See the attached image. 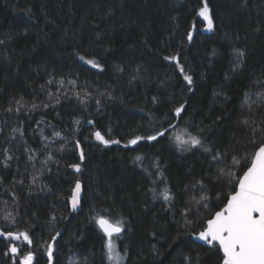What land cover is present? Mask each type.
<instances>
[{
	"label": "trees",
	"instance_id": "16d2710c",
	"mask_svg": "<svg viewBox=\"0 0 264 264\" xmlns=\"http://www.w3.org/2000/svg\"><path fill=\"white\" fill-rule=\"evenodd\" d=\"M0 122V264H110L99 216L121 264H221L192 236L264 144V0H0Z\"/></svg>",
	"mask_w": 264,
	"mask_h": 264
},
{
	"label": "snow or ice",
	"instance_id": "6c2138e0",
	"mask_svg": "<svg viewBox=\"0 0 264 264\" xmlns=\"http://www.w3.org/2000/svg\"><path fill=\"white\" fill-rule=\"evenodd\" d=\"M198 15L207 21V28L209 31L213 28V21L209 14L207 3L199 9ZM188 39H192V34H188ZM238 57L244 55L240 49L235 50ZM81 59H84L81 57ZM167 59L177 61V66L180 71L184 69L179 65L177 57H167ZM87 63L93 64L95 67H100L94 60H88ZM184 79L191 84V76L185 75ZM63 83V81H61ZM183 110V105L175 109L176 114H180ZM57 135H59L57 133ZM95 138L104 144L119 143V141H109L104 138L100 131L95 132ZM164 132H157L154 136H148V140H156L157 137L163 136ZM143 137L137 136L135 139L129 141L130 144L135 145ZM181 145L201 146V141L196 137H189L188 140L180 141ZM205 151L210 149L205 148ZM81 160L84 155L81 151ZM6 159H10L7 157ZM137 160L141 157L137 156ZM215 159V157H214ZM233 162L239 161L233 157ZM79 171V165H72ZM229 175H231L229 173ZM236 187L232 194L227 197V203L217 211L215 215L208 219L204 230L199 233V239L206 241L208 244L215 242L218 244V251L222 252L221 264H264V144L259 145L250 159V166L243 172V175L236 181ZM81 184L76 182L71 195V204L73 210L77 208L80 203ZM165 200L171 199L170 193L166 190L163 194ZM201 199H205L201 196ZM6 219L8 217H5ZM55 219V217H53ZM95 222L103 233L108 237L105 247L107 248V259L110 264H121L124 256L117 250V246L113 240L114 234H120L123 230L122 222L117 220L110 221L104 216L95 217ZM14 222V221H13ZM0 235L6 237H14L16 240L26 241L31 244L32 241L27 232L12 233L0 232ZM60 233H57L59 236ZM53 240L56 237L52 238ZM19 249L15 244L11 245L9 252L15 254L13 256V264H16V256ZM6 255L8 253H5ZM47 255L49 264L53 261V245L47 246ZM33 252H27L19 261V264H33Z\"/></svg>",
	"mask_w": 264,
	"mask_h": 264
},
{
	"label": "water",
	"instance_id": "95a60500",
	"mask_svg": "<svg viewBox=\"0 0 264 264\" xmlns=\"http://www.w3.org/2000/svg\"><path fill=\"white\" fill-rule=\"evenodd\" d=\"M0 129H1V122H0ZM257 149H258V148H257ZM249 166H250V165H249ZM246 170H247V169H246ZM246 170H245V171H246ZM242 175H243V174H242ZM242 175H241V176H242ZM241 176H240V177H241ZM236 186H237V185H236ZM231 194H232V193H231ZM231 194H230V195H231ZM230 195H229V196H230ZM226 203H227V201H226ZM226 203H225V204H226ZM225 204H224V205H225ZM223 207H224V206H223ZM223 207H222V208H223ZM220 210H221V209H219V210H217V211H220ZM217 211H216V212H217ZM216 212H214V214L212 215V217L215 215ZM212 217H211V218H212ZM211 218H209V219H211ZM206 222H207V221H206ZM203 230H204V229H203ZM203 230H201V231H203ZM101 231H102V230H101ZM201 231H200V232H201ZM102 232H103V231H102ZM200 232H198L197 234L193 235V236H192L193 239H194L196 242H199V243H201V244H203V245H208V246H210V244H208L206 241L200 240V239L198 238ZM103 234H104V233H103ZM104 235H105V234H104ZM213 243H215V242H213ZM211 245H212V244H211ZM217 245H218V244H217ZM221 253H222V252H221ZM222 255H223V254H222Z\"/></svg>",
	"mask_w": 264,
	"mask_h": 264
},
{
	"label": "rangeland",
	"instance_id": "374dc122",
	"mask_svg": "<svg viewBox=\"0 0 264 264\" xmlns=\"http://www.w3.org/2000/svg\"><path fill=\"white\" fill-rule=\"evenodd\" d=\"M201 19H202V20L204 21V23H205V30H206V31H209L208 28H207V21H206L203 17H201ZM172 56L177 57V54H176V53H172L169 57H172ZM107 240H108V238H107ZM113 240H114V242H115V244H116L117 237H115L114 235H113Z\"/></svg>",
	"mask_w": 264,
	"mask_h": 264
}]
</instances>
